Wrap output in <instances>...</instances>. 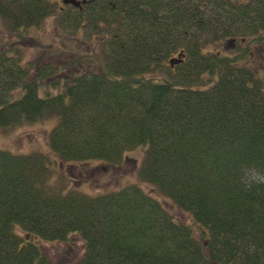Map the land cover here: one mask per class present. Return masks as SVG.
Here are the masks:
<instances>
[{"label": "trees", "instance_id": "obj_1", "mask_svg": "<svg viewBox=\"0 0 264 264\" xmlns=\"http://www.w3.org/2000/svg\"><path fill=\"white\" fill-rule=\"evenodd\" d=\"M50 13L98 52L83 69L42 66L33 78L0 53V129L57 120L51 155L0 149V264H52L42 243L74 251L76 238L68 264H264V65L251 63L253 45L264 58V0H94L81 11L0 0L6 34ZM137 149L139 179L191 222L137 183L88 194L50 181L52 161L112 171Z\"/></svg>", "mask_w": 264, "mask_h": 264}, {"label": "rangeland", "instance_id": "obj_2", "mask_svg": "<svg viewBox=\"0 0 264 264\" xmlns=\"http://www.w3.org/2000/svg\"><path fill=\"white\" fill-rule=\"evenodd\" d=\"M52 2H56V9L63 6L61 0H52ZM59 17L58 14L50 13L39 26L29 27L17 34L14 32L6 34L8 31H5L4 25L1 27L0 23V53L3 50L7 51V48L13 52L23 64L32 68L31 78L37 75L35 70L37 71L42 66L56 68L57 73L54 74V77L57 74H66L70 70L83 69L86 66L85 62L98 52L96 46L98 44L95 43L93 36L90 37L86 33L78 34L76 38L74 32L57 29L55 26L58 25L57 18ZM91 44H95L93 50L86 47V45ZM231 45L228 42L226 48L229 46L230 49ZM252 49L256 54L253 57L254 61L251 58L250 61L257 68H260L261 65H264V58H261L259 52H257L260 51V48L253 45ZM88 52L93 55L88 54ZM41 84L40 91H43L47 86L46 79H43ZM56 121L55 117L46 116L34 122H23L16 126L2 128L0 129V149L17 154L42 152L51 155L47 144L48 134ZM141 156V149L126 153L124 155L126 159L123 163L112 171L110 169L106 170V166H99L96 161L75 166L52 161L50 181L57 187L78 190L88 194H95L97 191L117 190L125 185L137 183L148 194L167 204L168 211L176 220L184 223L191 222L188 213L173 206L165 196L155 191L150 184L139 179L138 163ZM83 167H89V169L86 171L83 170ZM74 244V251L71 249L72 246H66L58 242H43L42 246L52 264H68L72 257H78L76 253L81 254L82 252L81 242L78 238H76Z\"/></svg>", "mask_w": 264, "mask_h": 264}, {"label": "water", "instance_id": "obj_3", "mask_svg": "<svg viewBox=\"0 0 264 264\" xmlns=\"http://www.w3.org/2000/svg\"><path fill=\"white\" fill-rule=\"evenodd\" d=\"M62 3L63 4H71V5L75 6V7L81 8V3H85V0H82V1H78V0H62ZM180 56H181V54L178 55V57H180ZM179 62H181V60L180 59H175V58L170 59V61H169L171 66H173L175 63H179Z\"/></svg>", "mask_w": 264, "mask_h": 264}, {"label": "flooded vegetation", "instance_id": "obj_4", "mask_svg": "<svg viewBox=\"0 0 264 264\" xmlns=\"http://www.w3.org/2000/svg\"><path fill=\"white\" fill-rule=\"evenodd\" d=\"M261 58H263L262 56H260Z\"/></svg>", "mask_w": 264, "mask_h": 264}]
</instances>
